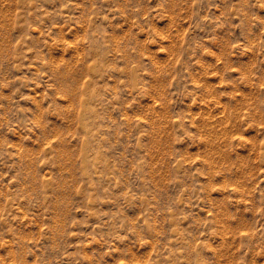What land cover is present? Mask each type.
<instances>
[{
    "label": "rangeland",
    "instance_id": "obj_1",
    "mask_svg": "<svg viewBox=\"0 0 264 264\" xmlns=\"http://www.w3.org/2000/svg\"><path fill=\"white\" fill-rule=\"evenodd\" d=\"M0 264H264V0H0Z\"/></svg>",
    "mask_w": 264,
    "mask_h": 264
}]
</instances>
